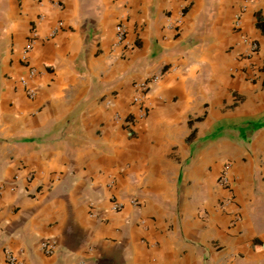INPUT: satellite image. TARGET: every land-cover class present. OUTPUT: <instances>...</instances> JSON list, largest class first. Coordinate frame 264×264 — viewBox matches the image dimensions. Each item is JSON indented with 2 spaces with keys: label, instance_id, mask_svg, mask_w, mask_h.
Listing matches in <instances>:
<instances>
[{
  "label": "crops",
  "instance_id": "crops-1",
  "mask_svg": "<svg viewBox=\"0 0 264 264\" xmlns=\"http://www.w3.org/2000/svg\"><path fill=\"white\" fill-rule=\"evenodd\" d=\"M244 36L258 42L251 65ZM29 67L33 96L19 81ZM154 73L139 117L134 85ZM130 195L140 203L109 209ZM8 252L264 264V0H0V264Z\"/></svg>",
  "mask_w": 264,
  "mask_h": 264
},
{
  "label": "built area",
  "instance_id": "built-area-1",
  "mask_svg": "<svg viewBox=\"0 0 264 264\" xmlns=\"http://www.w3.org/2000/svg\"><path fill=\"white\" fill-rule=\"evenodd\" d=\"M245 2H249V1H253V0H244ZM241 14L242 12H239L235 15L234 17V26L235 27H240V20H241ZM62 22H59V25H61ZM115 32H116V39L118 43H122L125 39V33H126V29L124 27V25L122 23H118L115 27ZM35 35V31L32 30V34L31 37H33ZM243 44L245 46V49L242 51L244 57H246L249 62L252 59V57L254 56V54L257 52L258 50V42L255 38L249 37V36H244L242 38ZM32 48V39L26 41V43L24 44L23 47V54H22V59L23 60H27V54L28 52L31 50ZM250 65L252 64V62L249 63ZM35 68L33 67H29V71L27 76H22L20 77L19 81L20 83L25 86L26 89V93L28 94V96H33L35 94V88L31 85H29V81L30 79H32L35 75ZM249 77L253 78L254 77V70L250 71ZM161 80V73H154L151 74L149 76H146L145 78H143L142 80L138 81L135 85H134V92L131 98V102L132 104H134L137 109H138V115L139 117H143L146 116V101L149 97L150 92L152 91V89L160 82ZM115 120H121L123 119V123L125 122V124L127 125H131L132 124V120L128 117H121V115L119 114H115ZM229 163L226 162L220 172V174L218 175L217 178V183L218 185H220L221 187L227 189L228 191H230L229 189V175H228V169H229ZM232 201V196L230 193V196L225 198L222 202V205H225L226 203ZM125 203L130 204V205H138L140 203L139 198L136 195H130L128 197H126L125 200H117L114 197L110 198L109 201V209L112 211H118L121 210L123 208V206L125 205ZM90 207V214L91 215H97L98 214V209L95 206L94 203H90L89 204ZM38 246L39 248L47 255L54 253L57 250L58 244H57V240L56 238H54L53 236H44L42 237L39 242H38ZM6 262L8 264H17L18 260L16 258L15 255H13L12 253L8 252L6 254Z\"/></svg>",
  "mask_w": 264,
  "mask_h": 264
}]
</instances>
